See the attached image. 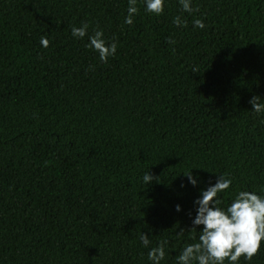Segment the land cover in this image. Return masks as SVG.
<instances>
[{"label":"trees","instance_id":"obj_1","mask_svg":"<svg viewBox=\"0 0 264 264\" xmlns=\"http://www.w3.org/2000/svg\"><path fill=\"white\" fill-rule=\"evenodd\" d=\"M136 6L126 24L127 0H0V264H150L162 242L176 264L220 173L222 208L264 189V112L249 103L264 99V0ZM94 28L117 43L107 62L86 47ZM239 264H264V241Z\"/></svg>","mask_w":264,"mask_h":264},{"label":"clouds","instance_id":"obj_2","mask_svg":"<svg viewBox=\"0 0 264 264\" xmlns=\"http://www.w3.org/2000/svg\"><path fill=\"white\" fill-rule=\"evenodd\" d=\"M145 11L159 16L166 0H143ZM183 12L191 14L197 11L193 7V0H178ZM137 0H127V15L124 23L132 24L133 17L138 12ZM173 24L186 26L187 21L180 16L173 18ZM195 28L203 29L205 24L202 19L195 18L192 21ZM89 25L82 23L79 27L72 26L71 34L77 39H82L87 34ZM88 36L86 47L93 49L98 54V59L107 62L109 57L116 54L117 43L106 41L102 29H93ZM174 43V41H172ZM43 47L48 46V39L41 37ZM195 72L196 69H193ZM249 103L252 111L260 114L264 112V99L253 96ZM188 183L193 187L199 183V174L193 175L191 171L184 173ZM143 182L148 184L153 176L146 172ZM232 180L224 173H220L215 183H210L206 189H202L200 195L194 200L195 216L191 223L194 226L203 227L199 231L198 241L185 244L176 256V264H239L243 256L250 260L261 247L264 241V189L260 192L241 190L236 192L234 198L226 208L220 207L221 200L218 194L229 189ZM175 210L181 211V205L176 204ZM195 229V227L193 228ZM142 245L148 247L149 236L142 232L139 237ZM165 258L164 242L156 247L149 248L147 259L150 264H161Z\"/></svg>","mask_w":264,"mask_h":264}]
</instances>
